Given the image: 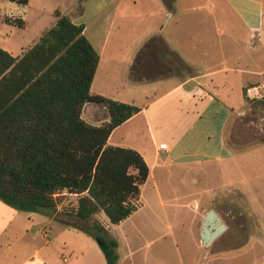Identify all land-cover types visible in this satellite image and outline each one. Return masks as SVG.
<instances>
[{
  "label": "crops",
  "instance_id": "1",
  "mask_svg": "<svg viewBox=\"0 0 264 264\" xmlns=\"http://www.w3.org/2000/svg\"><path fill=\"white\" fill-rule=\"evenodd\" d=\"M201 1L196 6L195 0H28L26 5L0 0L10 12L0 21V49L14 58L23 57L57 24L60 18L56 12H61L73 24L84 26V36L99 54L91 94L106 97L102 87L96 86L97 81L123 61L121 31L116 28L118 14L131 12L133 4H139L143 12H154L163 23L154 27V33L142 35L133 53L123 61V70L133 79L150 78L154 70L148 68L147 50L155 42L161 68L154 71L157 75L154 80L171 78L173 83L117 127L108 144L139 152L150 169L147 181L151 179L153 184L157 169L176 168L191 176L195 185L200 183L199 187L204 188L202 197L207 190L216 195L240 192L251 210L249 191L234 188L233 181L225 183L230 190L207 187L209 180L216 182L223 175L233 178L234 164L244 165L250 152L264 147L263 144L239 153L227 142L232 120L249 113L264 114V109H253L244 95L246 92L248 97L253 87H264V0ZM92 12L111 13L107 19L100 13L91 20ZM173 58H177L185 73L183 70L173 73ZM106 61H110L107 66ZM82 116L97 126L110 121L107 107L96 102L86 103ZM139 124L146 131L145 143L137 137ZM163 143L167 144V150L160 149ZM244 181L248 183L247 179ZM201 203V199H196L192 204L197 209ZM251 212L255 220L259 218L256 212ZM126 220L118 225L108 222L107 231L121 227ZM117 242V264H126L127 260L133 264L131 258L136 249L131 240L126 241L129 247L124 249L123 258L118 238ZM0 264H107V261L89 235L44 212L19 211L0 200Z\"/></svg>",
  "mask_w": 264,
  "mask_h": 264
},
{
  "label": "trees",
  "instance_id": "2",
  "mask_svg": "<svg viewBox=\"0 0 264 264\" xmlns=\"http://www.w3.org/2000/svg\"><path fill=\"white\" fill-rule=\"evenodd\" d=\"M56 15L57 24L23 57L0 49V200L19 211L44 212L89 235L107 264H117L118 242L93 218L103 211L118 225L141 207L148 164L136 150L108 144L113 131L141 110L91 94L100 56L83 25ZM88 102L107 107L110 121L86 122ZM256 103L264 107V99ZM66 191L78 197L68 218L61 216L56 197Z\"/></svg>",
  "mask_w": 264,
  "mask_h": 264
},
{
  "label": "rangeland",
  "instance_id": "3",
  "mask_svg": "<svg viewBox=\"0 0 264 264\" xmlns=\"http://www.w3.org/2000/svg\"><path fill=\"white\" fill-rule=\"evenodd\" d=\"M195 3L198 6L202 1L195 0ZM131 8V12H120L117 16L116 28L119 27L117 32L121 31L123 52L120 58L123 61L133 53L135 45L141 42L142 35L154 33V27L163 23L159 16H154V12H143L139 4H133ZM0 12L3 14L0 21L10 15L2 3ZM100 13H104V19H107L111 12H92L91 20ZM154 43L153 48L147 50V56L151 62L157 57L161 62V55L154 52ZM123 61L113 65L108 75L100 82L99 79L97 81L96 86L102 87L106 97L110 99L141 108L151 103L173 83L171 78L154 80L157 76L154 71L150 78L133 79L127 70H123ZM109 62L106 61L105 65ZM172 70L173 73L182 70L185 73L177 58L172 59ZM260 100L262 99L252 100L253 109H264L256 103ZM137 137L144 143L147 140L146 131L141 124L138 126ZM227 142L234 149L240 150L239 153L263 145L264 114L249 113L246 117L232 120ZM234 167L233 178L223 175L219 179L221 182L218 179L216 182L209 180L207 188L230 190L225 186L229 180L235 183L234 188H246L252 202L251 210L258 214V219H254L246 197L240 192L216 195L207 190L202 197L204 188L199 187L200 183L195 185L191 176H186L176 168L170 171L157 169L154 172V184L150 179L141 186V207L121 227H112L110 232L107 231V237L121 241L122 258L124 249L129 247L126 241L131 240L136 249L131 258L133 264H264V147L260 151L250 152L248 162L244 165L235 163ZM56 197L59 199L58 209L62 217L68 218L67 214L75 212L78 205L76 195L66 191ZM196 199L203 202L197 209L192 204ZM211 210L219 214L228 229L209 246H205L201 242L200 233L204 217ZM93 219L105 227L109 222L103 211H99ZM125 263L132 264L129 260Z\"/></svg>",
  "mask_w": 264,
  "mask_h": 264
},
{
  "label": "water",
  "instance_id": "4",
  "mask_svg": "<svg viewBox=\"0 0 264 264\" xmlns=\"http://www.w3.org/2000/svg\"><path fill=\"white\" fill-rule=\"evenodd\" d=\"M227 230V225L215 210L209 211L203 222L200 239L203 245L209 246L217 237Z\"/></svg>",
  "mask_w": 264,
  "mask_h": 264
},
{
  "label": "built area",
  "instance_id": "5",
  "mask_svg": "<svg viewBox=\"0 0 264 264\" xmlns=\"http://www.w3.org/2000/svg\"><path fill=\"white\" fill-rule=\"evenodd\" d=\"M1 17V14H0ZM248 97L251 99H264V87L257 86L249 89ZM161 150H167V144L163 143L160 145Z\"/></svg>",
  "mask_w": 264,
  "mask_h": 264
},
{
  "label": "flooded vegetation",
  "instance_id": "6",
  "mask_svg": "<svg viewBox=\"0 0 264 264\" xmlns=\"http://www.w3.org/2000/svg\"><path fill=\"white\" fill-rule=\"evenodd\" d=\"M154 52H157V49L154 48ZM149 60H150V57H149ZM149 62L150 63L148 65V68L151 69V71L159 70V68H161V62L158 59V57H157V59H154V62H151V60Z\"/></svg>",
  "mask_w": 264,
  "mask_h": 264
}]
</instances>
